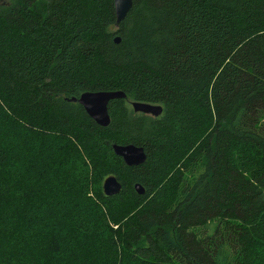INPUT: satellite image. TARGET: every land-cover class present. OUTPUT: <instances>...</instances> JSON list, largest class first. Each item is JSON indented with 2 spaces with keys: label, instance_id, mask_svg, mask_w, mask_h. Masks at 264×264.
<instances>
[{
  "label": "trees",
  "instance_id": "1",
  "mask_svg": "<svg viewBox=\"0 0 264 264\" xmlns=\"http://www.w3.org/2000/svg\"><path fill=\"white\" fill-rule=\"evenodd\" d=\"M115 18L113 0H0V264H264V0ZM87 90L125 92L106 126L68 99Z\"/></svg>",
  "mask_w": 264,
  "mask_h": 264
},
{
  "label": "water",
  "instance_id": "2",
  "mask_svg": "<svg viewBox=\"0 0 264 264\" xmlns=\"http://www.w3.org/2000/svg\"><path fill=\"white\" fill-rule=\"evenodd\" d=\"M115 9V26L126 16L129 11L132 0H113ZM120 37L116 35L114 41L118 42ZM125 92L122 90H87L83 91L78 97L72 96L68 99L80 103L87 114L99 125L106 126L110 122L108 111V102L114 98L125 97ZM131 106L134 111L159 115L162 111V106L158 103L147 101H131ZM114 153L122 158L127 165H138L146 159V153L142 145L133 142L128 143H112ZM103 191L107 195L117 193L121 188V183L115 175H108L102 183ZM134 188L138 193L144 192V187L136 182Z\"/></svg>",
  "mask_w": 264,
  "mask_h": 264
},
{
  "label": "rangeland",
  "instance_id": "3",
  "mask_svg": "<svg viewBox=\"0 0 264 264\" xmlns=\"http://www.w3.org/2000/svg\"><path fill=\"white\" fill-rule=\"evenodd\" d=\"M113 29H115V27Z\"/></svg>",
  "mask_w": 264,
  "mask_h": 264
},
{
  "label": "flooded vegetation",
  "instance_id": "4",
  "mask_svg": "<svg viewBox=\"0 0 264 264\" xmlns=\"http://www.w3.org/2000/svg\"><path fill=\"white\" fill-rule=\"evenodd\" d=\"M152 115V114H151Z\"/></svg>",
  "mask_w": 264,
  "mask_h": 264
}]
</instances>
